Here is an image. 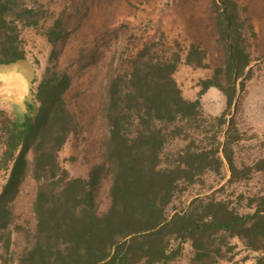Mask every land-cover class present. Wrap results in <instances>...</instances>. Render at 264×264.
<instances>
[{
    "label": "trees",
    "instance_id": "trees-1",
    "mask_svg": "<svg viewBox=\"0 0 264 264\" xmlns=\"http://www.w3.org/2000/svg\"><path fill=\"white\" fill-rule=\"evenodd\" d=\"M211 2L226 50L225 65L201 82L199 98L190 99L175 77L183 62L181 53L164 58L157 55L156 42H146L126 69L108 81L102 102L108 131L104 161L87 175L72 176L60 160V152L79 127L65 98L71 83L67 72L53 71L40 82L34 94L39 103L34 118L28 113L19 121L9 110L0 109V175L6 178L22 151L20 182L31 177L37 184L36 226L19 255L12 248L10 202L16 199L20 182L11 195L9 183L4 184L0 231L7 233L1 237L5 240L1 264H229L238 255L234 238L246 249L264 252V190L247 198L241 193L236 201L230 194L217 195L225 194L229 185L264 173V158L253 164L235 161L234 144L243 137L235 117L227 116L239 80L251 77V70L246 72L252 58L239 2ZM43 8L24 0H0V67L27 59L22 33L42 28L49 16ZM63 22L59 18L46 27L43 34L50 43L63 39ZM204 60L205 52L192 45L185 62L206 67ZM212 87L226 96L227 108L208 120L201 97ZM28 107L35 111L33 104ZM212 120L218 122L210 137L213 142L197 144V132L212 133ZM176 140L185 143L170 150ZM208 176L219 177L220 187H206ZM107 177L109 205L101 212L98 197ZM242 206L251 211H241ZM258 262L264 264V258Z\"/></svg>",
    "mask_w": 264,
    "mask_h": 264
},
{
    "label": "rangeland",
    "instance_id": "rangeland-1",
    "mask_svg": "<svg viewBox=\"0 0 264 264\" xmlns=\"http://www.w3.org/2000/svg\"><path fill=\"white\" fill-rule=\"evenodd\" d=\"M24 1L29 6L43 5V9L49 10V16L42 22V28H28L22 33L27 59L20 61L18 67L27 77L24 82L26 96L23 103H11L7 109L19 121L28 113L34 118L39 106L34 94L43 78L53 71L68 73L71 83L65 98L69 109L78 119L79 127L76 133L70 135L60 152V160L72 176L87 175L103 163V143L108 131L102 116V102L108 81L116 72L126 69L131 58L146 42H156V53L164 58L175 52L181 53L183 62L175 77L184 95L191 99L199 98L201 82L214 77L216 70L225 65L226 50L217 31V14L211 0ZM236 1L240 4V14L245 21L243 34L252 58V64L246 72L251 70V77L239 80L236 101L227 116L228 119L235 117L243 137L242 141L234 144L235 161L242 165L253 164L264 158V0ZM59 18L64 21V37L57 44H52L43 33L46 27L52 26ZM192 45H197L205 52L206 67L185 62ZM0 69V93L18 86V80L10 70L3 72L5 66ZM242 82H245L244 89L241 87ZM4 95H1L0 100H4ZM201 100L208 120L209 116L218 117L226 111V96L216 87L210 88ZM28 104H33L35 111ZM217 125L215 120L210 122L212 133L209 136L204 131L197 132V144H211L213 141L210 137L218 130ZM221 137L223 140L224 136ZM184 143L176 140L169 149L177 150ZM22 154L10 173V179L0 175V193L7 180L10 185L8 195L21 181L24 171ZM28 156L31 161L32 154ZM225 172L231 175L228 168ZM220 183L219 177L208 176L205 186L219 188ZM109 184L107 177L98 197L101 212L107 210L109 205L106 192ZM197 189H201V186H197ZM36 190V182L31 177L26 178L20 182L17 197L10 204L13 212L11 227L15 232L12 248L18 255L31 241L36 226L33 212ZM259 190H264V173H256L249 181L229 185L225 194L217 195L222 197L230 194L236 201L241 193L247 198ZM240 210L251 211L243 206ZM6 233V230L0 231V253L3 252L5 241L1 237ZM232 241L238 245V255L236 261L229 264H260L258 259L264 258V252L246 249L238 238Z\"/></svg>",
    "mask_w": 264,
    "mask_h": 264
},
{
    "label": "crops",
    "instance_id": "crops-1",
    "mask_svg": "<svg viewBox=\"0 0 264 264\" xmlns=\"http://www.w3.org/2000/svg\"><path fill=\"white\" fill-rule=\"evenodd\" d=\"M7 69L10 70L11 73H13L14 76H16V78L18 80V84H17L18 86H15L13 89L7 88L6 91H4V93L3 92L0 93V98H1L2 94H5L4 96H6L3 101L0 100V109H7V107L11 106V103H17V102L18 103H23L24 100H25V96H26V91L24 89V82H25V78H27V77L25 76V72L18 67V63L17 64H13V65H9V66H5V69L3 70V72L6 71ZM0 71H1V69H0ZM4 96H2V97H4ZM21 154H22V151H20L18 153V160H19V157L21 156ZM27 159H29V156H27ZM10 173L6 176L7 178L10 177ZM228 177L229 176L227 174L226 175V180H228ZM7 182H8V180H7ZM5 187H6V185L4 186V188ZM109 187H110V184L106 188V192L108 194H109ZM4 188H3V190H4ZM11 203L12 202H10V204ZM14 236H15V232L13 233V241H14Z\"/></svg>",
    "mask_w": 264,
    "mask_h": 264
}]
</instances>
